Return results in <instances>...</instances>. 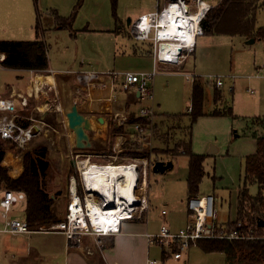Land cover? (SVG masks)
Returning <instances> with one entry per match:
<instances>
[{
	"label": "rangeland",
	"instance_id": "obj_1",
	"mask_svg": "<svg viewBox=\"0 0 264 264\" xmlns=\"http://www.w3.org/2000/svg\"><path fill=\"white\" fill-rule=\"evenodd\" d=\"M156 1L118 0L117 15L121 14L124 24L123 29L118 34L110 31L115 27L108 28L97 24L91 25L88 31H84L86 24L75 25L72 31L75 32L76 38L71 35V31L60 30L56 36L49 40L52 43L50 55L54 68L68 69L78 57V62L84 59L86 71L101 72L108 69L112 71H150L153 67V60L130 52L132 47L128 46H132L134 44L132 42L136 44L143 42L134 38L131 26H128V20L129 18L136 19L150 7L153 9L152 6ZM186 1L196 11L197 0ZM216 1H218L216 6L218 7L223 0ZM255 4L257 6L256 27H264V0H257ZM165 6L163 5L162 8ZM86 8L91 9L92 14L101 13L103 17L113 13L112 0H90L86 4ZM207 14L203 22L207 18ZM148 42L147 45L154 47L153 41L148 40ZM201 44H203L204 55L199 54V51L198 54H192L190 63L184 69H182L183 67L178 68L175 62H171L174 65H161L162 62L159 64L161 65L158 67L160 73L155 79L154 87L155 104L158 112L157 122L161 123L159 126L158 123L156 124V134H154L152 144L147 143L149 140L144 142L138 138L121 136L120 140H116L119 142L116 143L112 139L110 143L107 142V146L97 142L93 151H90L99 154H115L123 158L144 157L145 159L151 158L155 162H174V166L166 172L153 173L150 176L152 202L150 225H152V229H155L152 233L159 231L161 224L166 222V219H169L170 223L176 222L175 225L180 223L179 226L185 223L186 215L184 212L188 208L189 200L187 189L189 158L182 155L183 148L177 146L181 140H188L189 134L192 135L193 153L205 156L207 174L200 185V195L216 192L219 200L215 203V209L218 214V222L223 224L229 220L237 222L240 218V179L241 174L244 175L242 165L244 160L257 153L258 140L264 136L260 126L253 123L254 119L264 116V78H253L258 74V67L264 62V40L247 44L238 35L230 37L216 34L211 37H204ZM124 51H127L126 54L123 53ZM195 57L197 58L195 73L203 84L204 98L203 116L194 123L189 111V107H193L192 89L194 82L187 80L184 73L194 69ZM115 62L117 69H112ZM75 76L67 75L63 81L62 78L59 79L62 97L70 91L72 84L77 81ZM6 77L8 80H12L11 75H6ZM213 78L222 79L224 85L217 88L212 81ZM252 90L254 93L250 92ZM218 91L221 92V96H217ZM220 111L227 114L214 115ZM64 121L61 122L60 120V123L56 124V131H49L48 134H44L43 141L50 144V148L46 145L36 147L45 146L50 151L49 158L51 155L54 156L51 175L43 180V187L47 191L53 192L57 200H61L60 206L62 207L66 205L67 192L65 184L61 185V182L67 180L72 157L71 148L76 147L75 134L68 127L67 117ZM234 132H238V134H234ZM115 143L118 146L117 151L114 150ZM34 144L36 142L32 144V147ZM27 147L18 148V146L9 143L7 150L18 154H23L26 151L27 154L36 149L30 150ZM127 150H136L142 155L124 156L121 154ZM210 150H218V152L209 155ZM58 151L63 154L62 162L56 159ZM215 175L218 178L222 177L223 180L215 183L213 179ZM57 181L60 182L59 185L55 184ZM215 187L216 190L214 191ZM258 188L256 184L250 185V194L256 195ZM163 210H168L169 215H162ZM12 215L22 220L25 218L24 211L21 210L20 206H18L17 212ZM4 222L5 220L0 215V229L4 226ZM40 238H44V241L50 242V244L54 242L53 246H57V241L60 245L64 242L63 236L56 237L46 233H32L24 237H14L10 233L0 232V244H9L21 249L25 245L30 247L37 245ZM197 247L198 245H195L184 251L181 259H175L172 253L163 259L162 247L155 245L151 248L152 257L150 258L157 260L158 264H228L225 254H209L202 249L200 250L201 247ZM1 255L3 254L0 251V264H13L8 255L4 254L2 259ZM159 256L160 258H156ZM60 257L63 256L59 253L55 256L56 264H59Z\"/></svg>",
	"mask_w": 264,
	"mask_h": 264
},
{
	"label": "crops",
	"instance_id": "obj_2",
	"mask_svg": "<svg viewBox=\"0 0 264 264\" xmlns=\"http://www.w3.org/2000/svg\"><path fill=\"white\" fill-rule=\"evenodd\" d=\"M89 1L90 0H0V41H33L40 37L48 45L49 69L47 70L11 69L5 67L3 65V61H0V97L11 98L13 95L14 96L16 95L19 97L27 98L28 100L27 106L22 105L20 99H16L18 112L20 115V118L18 117L20 119L18 120V123L22 125V123L20 122L24 123V121H30L31 126L37 125L39 128V132L37 134H34L32 140L28 141L24 146H20L17 144L18 148L19 147L25 148L28 145L29 146L27 148H30V150H33L38 145H46L48 148H50L51 147L50 144L43 141L44 134H48L49 131L51 132L56 131L57 130L56 124L60 123V120L61 122H65L64 119H66L67 113L71 111L73 105H77L80 113L86 116L91 123V130L89 131V135L91 138L92 147L87 150H80L76 147L71 148L72 157L68 168L69 171L68 177L66 182L65 181L61 182V185L65 184L66 187L65 189L67 192V202L65 207L60 206L61 200H57L53 192H49L45 189L49 193L51 199H53L54 201L51 207V211L55 213L56 216L61 221L65 218L67 213V205L69 202L70 178L71 176L77 174L75 158L79 155L80 159L89 160L92 163L93 162L100 164L107 163L110 160L109 156H116V155L90 152L93 151L97 142L103 146H107L108 145L107 142L109 141L110 143V140L112 141V139L116 143L119 142L116 140L117 139L120 140L121 136L122 137L130 136L132 138H135L133 125L137 122L133 123V121L131 122V120L141 118L144 121H138V122H145V119L139 115V111L141 107L145 105V103L139 100V94L134 89L125 92L121 90L120 87L118 86L116 88L117 100L113 101L110 99L109 88L106 89L96 88L93 90H88V93L89 92L90 93L87 96L86 91L81 86L78 85L77 81H75V83L72 84V88L70 89V91H68L63 97L61 95L62 88L59 83V79L62 78L63 81L65 80V76L67 75H73V77L74 75H76L75 78H77L78 73L90 72V71L85 70L84 68L85 65L83 63L84 59L78 62V57L75 59V62L70 64L68 69H61V70L55 69L54 63L52 62L50 55V49L52 48V43H50L49 40L52 37L56 36V33H58L60 30L71 31L72 32L71 35L76 38L75 32L72 31L75 25L82 26L83 24L84 25L86 24L84 31H88L89 30L88 28H90V26L94 24L104 25L108 28L115 27L114 29H110V31L115 32L117 34L124 27L121 14L117 15L116 17L112 12L105 15V17L101 16V13L92 14L91 9L86 8V4L89 3ZM167 2L168 0H157L156 3L153 4L152 6L153 9H151L150 7L149 10L144 11L140 15L157 11L158 9L162 8L163 5L165 6ZM134 20L135 19H132V21ZM211 36L214 35H208L203 33L202 35L198 36L196 38V44L194 50L189 52V55L185 60L179 62L178 68L183 67L182 69H184L187 66V64L190 63L189 60L191 59L192 54H196V53L198 54L199 51V54L204 55L205 52L203 49V44H201L202 39L204 37H211ZM226 36H230V35H226ZM240 37L243 39L244 43H246L249 40V39L246 40V37L243 36ZM141 42L143 43L136 44L135 42H132L134 44H132V46H128V47H132V50H130V52H132L134 55H140L143 58L153 60L152 62L154 67L155 59L153 54L154 51L153 46L147 45L149 43L148 40ZM126 52L127 51H124L123 53L126 54ZM1 55L5 56L6 58V55L4 53L0 54V56ZM196 60L197 58L195 57L193 64L194 69L192 71L189 70L184 73L185 76L186 74L193 75L195 78L194 80H197L199 77L195 73L196 71L195 69L197 66ZM160 62H162L161 65L163 64L174 65L171 62L168 63L164 61H159L157 63V68L161 67V65H159ZM116 65L117 64L115 62L114 68L112 69H117L115 68ZM262 65L258 67V74H256V76H254L253 78H263L260 73ZM153 67L151 69H153ZM108 71H112V70L108 69L101 72H108ZM6 75H11L12 80H8ZM43 75L46 77L47 75L54 76L53 78L55 80L54 81L55 83L52 82V83L44 84L40 86L39 88L40 90H39L36 88L37 78ZM187 80L193 82L188 78ZM250 92L254 93L253 90ZM191 109L192 106L189 107L190 112ZM2 116L3 115H0V117ZM157 116H158V112H157ZM263 117L264 116H261L259 118H263ZM259 118L254 119L253 123H256ZM93 121L96 122L97 124L96 128H93L92 126ZM104 123H106V127H102V124ZM157 123H158L157 125L159 126V123L161 122L158 121ZM257 124L260 126L261 132L264 133V126L260 123ZM113 129L116 130L123 129V131L113 132ZM234 134H238V132L237 133L234 132ZM236 136L239 137V135ZM34 142H36V144H34L32 147V144ZM116 143L114 146L115 151H117L118 148ZM217 152L218 150L215 151L210 150L208 154L214 155ZM25 155H26V151L23 154L21 153L18 154L16 152L6 150L2 162V167H4L7 170L8 175L12 179H18L24 173ZM53 157H54L53 155L50 156L51 166L52 163H54V160H52ZM62 157L63 154L58 151L56 155V159L59 162H62ZM245 163L246 160H244L242 165L244 173H245ZM204 168H205V161H204ZM206 174L207 173L205 169V176ZM241 176L242 177L240 179L241 181L240 192L244 180L243 173L241 174ZM213 179L215 183L217 181L223 180L222 177L218 178L216 175L214 176ZM187 181H188V177H187ZM55 184L59 185L60 182L57 181L55 182ZM5 189H9V188L7 184L4 183L0 187V195L3 194L2 191H4ZM215 190L216 187L214 188V191ZM148 193H149V206H150L149 210L144 212L143 217L141 219H137V220L132 219V220L123 221L120 226V232L118 233L110 234V235H84L82 237L79 246L68 247L67 245L68 239L66 235L63 233L31 230L30 233L22 234V235H13V236L24 237L32 233H46L48 235H54L56 237L63 236L64 242L63 244L60 245L59 241H57L56 242L57 246H53L54 242H51L50 244V242H45L44 238L42 239L40 238L38 240L39 242L37 245H33V247H30L29 245L28 246L25 245L22 249L17 248L16 246L13 245L2 243L0 244V251L3 255L4 254L8 255V257L12 259L13 264H56L55 256H57L58 253L61 256H63L59 258V264H146L147 259L149 257H152L151 255L152 246L148 245L147 239L144 236V234L147 231L150 232L155 231V229L151 228L152 225H150L151 209H152L150 186ZM212 194L215 196L216 201L219 200V196L216 194V192ZM197 196H200V191ZM18 206H20L21 210L24 211V215H25L26 201L23 202L22 204L17 205L9 213L10 218H15L13 217L12 214L17 212ZM166 211L167 214L164 216L169 215L168 210ZM184 214L186 215V219H185V223L181 226H179L180 223H178L177 225H175L176 222L170 223L169 219H166V222L162 223L161 225L167 224L172 231H178L180 228L185 227L188 224V222L192 219L189 208L185 210ZM22 221H26V219L23 218ZM228 222H232V221L229 220ZM4 229H5V222H4V226L0 229V232H5ZM197 248L200 247L198 246ZM3 255H1V259ZM160 256L156 258H160ZM168 256H170V254L162 252L163 259H165Z\"/></svg>",
	"mask_w": 264,
	"mask_h": 264
},
{
	"label": "built area",
	"instance_id": "obj_3",
	"mask_svg": "<svg viewBox=\"0 0 264 264\" xmlns=\"http://www.w3.org/2000/svg\"><path fill=\"white\" fill-rule=\"evenodd\" d=\"M184 8L183 13L187 14L185 4L190 12H195L186 0L169 1L167 5L157 11L140 15L131 23V32L136 40L154 42L155 65L150 71H90L77 74V83L81 86L88 96V90L110 89V99L117 100V87L123 91L136 90L139 100L145 105L141 107L139 115L145 122H137L133 125L135 139L152 144L155 127L157 124V110L155 104L154 82L159 75L157 63L159 61L175 62L179 66L181 60L188 57L189 52L194 50L196 38L204 33L202 22L206 15L201 19L194 32L195 42L193 45L177 43L168 38L169 32L166 25L161 23L165 12L170 9L173 3ZM202 0H197L196 11H199ZM218 1L213 0L212 9L216 7ZM208 10V12H209ZM172 42V43H171ZM0 61H4L5 56H0ZM264 78V63L260 70ZM187 78L195 81L193 75L186 74ZM217 87L223 85L220 78L212 80ZM28 105L27 98L12 96L11 98L0 97V138L13 140L20 146H24L32 140L34 134L31 133L32 126L26 128L18 123L20 118L17 101ZM19 117V118H18ZM115 149V148H114ZM109 161L105 164L92 163L89 160H82L78 155L75 158L77 174L71 176L69 184V202L65 218L53 224L48 232L63 233L68 239V247L79 246L84 235H110L120 232L123 221L141 219L145 211L149 210V186L150 176L153 174V166L156 163L151 158L134 157L123 158L120 156H109ZM87 162L89 165L84 164ZM110 166L116 170L123 169V174H119L122 182L126 186V193L120 195L118 184L114 187L107 185L101 177L100 168ZM91 172V173H90ZM121 172V171H120ZM107 175V174H104ZM0 195V213L5 219L4 231L12 235H22L31 232L26 221L17 218H10L9 213L19 204L26 201V193L5 189ZM216 198L213 194L200 195L188 201V208L192 219L188 224L178 231H172L167 224H163L159 231L152 233L147 231L144 236L149 246L158 245L163 252L174 254L175 259L182 258V253L197 245L202 239L220 240H264V227H260L256 220L248 224L242 219L237 222L219 223L218 214L215 209ZM122 206V210H121ZM101 210L104 215L114 219L118 212L122 215L118 218V227L108 226L106 228L97 227L94 220L95 212ZM167 214L166 210L162 211ZM113 216V217H112ZM109 225V222H108ZM168 249V250H166ZM146 264H158L152 258L147 259Z\"/></svg>",
	"mask_w": 264,
	"mask_h": 264
},
{
	"label": "trees",
	"instance_id": "obj_4",
	"mask_svg": "<svg viewBox=\"0 0 264 264\" xmlns=\"http://www.w3.org/2000/svg\"><path fill=\"white\" fill-rule=\"evenodd\" d=\"M256 1L223 0L218 7L211 9L207 14V18L202 23L204 33L208 35H238L248 39L253 38L256 41L264 40V27H256ZM117 6L118 0H112L115 17L117 16ZM2 53L6 55L3 65L7 68L49 69L48 45L40 37L33 41H0V54ZM199 79L198 77L193 85L191 114L194 123L203 116L204 89ZM220 93L218 91L217 96H221ZM224 114L227 113L223 111L214 113V115ZM132 121L135 123L144 120L138 118ZM20 123L26 128L31 126L30 121ZM256 123L264 126V117ZM114 131L121 132L123 129H113ZM9 143L17 146L13 140L0 138V187L5 183L11 190L24 191L27 197L25 219L30 229L48 231L54 223L61 221L51 211L54 201L43 187V180L51 175L50 151L47 147L40 146L32 152H28L24 158V173L18 179H12L7 170L2 167ZM177 146L178 148L181 146L183 148L182 155L189 158L187 186L190 200L198 195L200 185L205 177V156L193 153L192 135L190 134L188 140H181ZM121 154L124 156L142 155L136 150L123 151ZM252 184L259 187L256 195L250 194L249 186ZM239 217L248 224L254 223L258 218L264 219V136L258 140L257 153L246 159L243 186L239 197ZM227 224L230 223L227 222ZM197 244L206 253H224L228 264H264V240L202 239Z\"/></svg>",
	"mask_w": 264,
	"mask_h": 264
},
{
	"label": "bare ground",
	"instance_id": "obj_5",
	"mask_svg": "<svg viewBox=\"0 0 264 264\" xmlns=\"http://www.w3.org/2000/svg\"><path fill=\"white\" fill-rule=\"evenodd\" d=\"M212 4H213V0H202L199 11L197 10L195 12H190L188 6L185 4V7L187 9V14L183 13L184 8H182L180 5L176 3H173L171 5L170 9H168V11L165 12L166 14L162 17L163 19L161 23L163 25H166L165 27L166 31L169 32V35L167 37L172 39V41H177L175 42V46H179V44L181 43H185V45L194 44L195 42L194 32L191 31L193 29L194 31L196 30L197 25L200 23L201 19L208 13V10L212 6ZM43 76L37 78V82H36L37 89H39L40 86L44 84L52 83V82L55 83L54 82L55 80L53 78L54 76H48V75L47 77L46 76L43 77ZM92 126L93 128H96L97 127L96 122L93 121ZM102 127H106V123L102 124ZM86 163L87 162H85L84 164ZM86 165L88 166L89 164L87 163ZM122 170L123 169L116 170L114 168H111L110 166H102L100 168V174H102L101 177L103 178V180H105L107 185L114 187V185L118 184L120 195L126 193V186H127L124 182H122V179L119 176V174H123ZM121 210H122V206H121ZM120 215H122V213H120L119 211L118 215L114 216V218L116 219L114 220V219H110L111 217L104 215L101 210L99 211L97 210L95 212L94 220L97 223V227L100 228H106L108 226L118 227V218Z\"/></svg>",
	"mask_w": 264,
	"mask_h": 264
},
{
	"label": "water",
	"instance_id": "obj_6",
	"mask_svg": "<svg viewBox=\"0 0 264 264\" xmlns=\"http://www.w3.org/2000/svg\"><path fill=\"white\" fill-rule=\"evenodd\" d=\"M176 1V0H171ZM132 23V18L128 20V26L130 27ZM255 39H250L247 41L248 44L254 43ZM68 119V127L75 134V145L76 148L80 150H87L92 147L91 138L89 135V131L91 130V123L89 119L80 113L78 106L73 105L70 112L67 113ZM39 132V128L37 125H33L31 129V133L37 134ZM174 163L172 161H157L153 166L154 173H164L168 169L172 168ZM257 224L260 227H264V219L258 218Z\"/></svg>",
	"mask_w": 264,
	"mask_h": 264
}]
</instances>
